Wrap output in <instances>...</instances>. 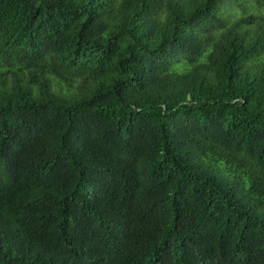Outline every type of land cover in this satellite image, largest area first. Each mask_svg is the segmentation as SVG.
I'll use <instances>...</instances> for the list:
<instances>
[{
	"label": "trees",
	"instance_id": "obj_1",
	"mask_svg": "<svg viewBox=\"0 0 264 264\" xmlns=\"http://www.w3.org/2000/svg\"><path fill=\"white\" fill-rule=\"evenodd\" d=\"M0 0V264H264V10Z\"/></svg>",
	"mask_w": 264,
	"mask_h": 264
},
{
	"label": "rangeland",
	"instance_id": "obj_2",
	"mask_svg": "<svg viewBox=\"0 0 264 264\" xmlns=\"http://www.w3.org/2000/svg\"><path fill=\"white\" fill-rule=\"evenodd\" d=\"M264 10V0H246L240 6H234L227 9L233 18H238L240 14H250L256 12L258 14Z\"/></svg>",
	"mask_w": 264,
	"mask_h": 264
}]
</instances>
